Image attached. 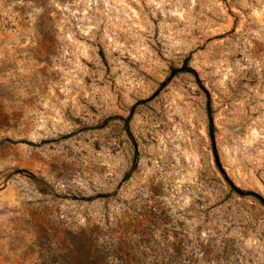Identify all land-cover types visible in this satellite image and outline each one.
<instances>
[{
  "label": "rangeland",
  "instance_id": "1",
  "mask_svg": "<svg viewBox=\"0 0 264 264\" xmlns=\"http://www.w3.org/2000/svg\"><path fill=\"white\" fill-rule=\"evenodd\" d=\"M0 264H264V0H0Z\"/></svg>",
  "mask_w": 264,
  "mask_h": 264
},
{
  "label": "trees",
  "instance_id": "2",
  "mask_svg": "<svg viewBox=\"0 0 264 264\" xmlns=\"http://www.w3.org/2000/svg\"><path fill=\"white\" fill-rule=\"evenodd\" d=\"M180 72H190V73H194V71L191 70L189 67H181V68H178L177 70H175L174 71V74L175 73H180Z\"/></svg>",
  "mask_w": 264,
  "mask_h": 264
}]
</instances>
